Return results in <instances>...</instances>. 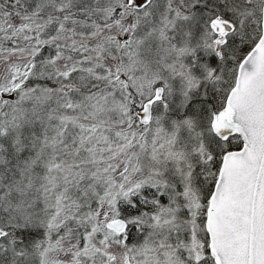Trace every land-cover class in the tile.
<instances>
[{"label": "snow or ice", "instance_id": "6c2138e0", "mask_svg": "<svg viewBox=\"0 0 264 264\" xmlns=\"http://www.w3.org/2000/svg\"><path fill=\"white\" fill-rule=\"evenodd\" d=\"M0 264H264V0H0Z\"/></svg>", "mask_w": 264, "mask_h": 264}]
</instances>
